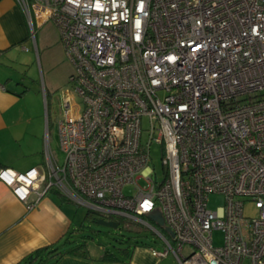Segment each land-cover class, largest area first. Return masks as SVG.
<instances>
[{"label":"built area","instance_id":"obj_1","mask_svg":"<svg viewBox=\"0 0 264 264\" xmlns=\"http://www.w3.org/2000/svg\"><path fill=\"white\" fill-rule=\"evenodd\" d=\"M16 1L30 22L56 25L73 71L58 123L64 161L46 143L43 167H0L13 195L30 209L54 188L136 219L161 239L151 253L178 264H264V0ZM211 195L223 204L208 208Z\"/></svg>","mask_w":264,"mask_h":264},{"label":"crops","instance_id":"obj_2","mask_svg":"<svg viewBox=\"0 0 264 264\" xmlns=\"http://www.w3.org/2000/svg\"><path fill=\"white\" fill-rule=\"evenodd\" d=\"M31 20L16 0H0V167L20 172L43 167L45 144L50 147L40 104L42 99L45 103L49 93L47 86L55 83L44 82L40 95V79L33 78L32 73L37 74V66L40 74L43 62L51 69L54 63L63 65L66 59L59 39L45 31L48 21L40 25L32 14ZM52 58L55 60L51 62ZM71 69L68 64L66 76ZM49 193L29 209L0 181V264H34V260L27 259L30 253L55 247L70 232L71 209ZM162 246L141 243L133 246L129 254L116 253L109 259L103 252L91 253L87 248L82 255L65 253L53 264H178L172 255L159 258L151 253V248L160 250ZM40 257L45 258L46 253Z\"/></svg>","mask_w":264,"mask_h":264},{"label":"rangeland","instance_id":"obj_3","mask_svg":"<svg viewBox=\"0 0 264 264\" xmlns=\"http://www.w3.org/2000/svg\"><path fill=\"white\" fill-rule=\"evenodd\" d=\"M45 25V31L50 33L48 35H50L51 38L52 36L57 37L61 43L59 30L56 25L52 21H48V23ZM53 59L55 60V58L50 59L51 62ZM68 64L71 65V70L73 71L72 63L66 56V59L63 63L64 66L61 64L56 65L54 63V66H52L51 69H47L45 62H43V65H40V74L37 66V74L32 73L34 76L33 78L36 80L40 79V95H43L42 86L44 85V82L52 80L53 83H55L52 84L53 87L47 86L49 93L46 95L45 103L42 99L40 110H43L42 112L45 113L46 134L48 136L50 148L52 149L57 161L60 164H62L64 161L65 153L60 147L58 123L62 118L63 111V105L61 102L62 92L70 87L68 81L69 74L67 76L65 74ZM31 66L32 63L30 61L28 67L31 68ZM35 82L37 83V81ZM29 83L33 84V82H30V80ZM42 150V146H40V161H43ZM150 150L152 157L151 164L154 165L157 177L159 180H161L163 177L162 146L156 141H153ZM123 192L127 194L133 193V185H126L123 188ZM49 194L60 200H57L58 202L71 209L73 220L70 232L66 235V237H64V239L55 245V248L57 247L59 250H63L84 241L91 253L104 252V250L107 249L114 252L118 247L132 249L134 245L141 243L153 245L155 247H160L162 245L161 239L158 237V235L153 232L151 228L136 219H124L115 216L114 221L117 222L116 227L103 226L91 220L90 217L87 216V205L82 204L61 192L58 194L51 190ZM223 201L224 199L221 195H211L208 202V208L215 209L217 206L222 205ZM244 214L249 217H254L257 214V210L252 202H247L245 204ZM106 217L108 218V216ZM161 230L165 233L163 229ZM66 240H70V242L66 243ZM213 240L215 245H220L223 241L222 231L215 230L213 232ZM184 251H188L187 246L184 247Z\"/></svg>","mask_w":264,"mask_h":264},{"label":"trees","instance_id":"obj_4","mask_svg":"<svg viewBox=\"0 0 264 264\" xmlns=\"http://www.w3.org/2000/svg\"><path fill=\"white\" fill-rule=\"evenodd\" d=\"M51 190H53L54 192H56V193L59 194V191L58 190H56L54 188H51L50 191ZM87 216L90 217V219L93 220V221H95V222L100 217H103L105 219H112V220L115 219V216H112V217L110 216V217L107 218L104 215L99 214V213H96V212H93L91 210H88L87 211ZM69 242H70V240H66V243H69ZM130 250L131 249H129V248L118 247L113 252V251H110V250L107 249V250H104L103 256L105 258H108L109 259L112 256H115L116 253L118 255H126V254H129L130 253ZM43 252L46 253V257L45 258L40 257L41 253H43ZM69 252H72V253H75V254H81V255L82 254H85L87 252V246H86L85 241L82 242V243L76 244L74 246H70L68 248H65L63 250H59L57 247L56 248L55 247H53V248L42 247V248L36 249L33 253H30L28 255L27 259L28 260H34L35 261L34 264H53L61 255L65 254V253H69Z\"/></svg>","mask_w":264,"mask_h":264},{"label":"water","instance_id":"obj_5","mask_svg":"<svg viewBox=\"0 0 264 264\" xmlns=\"http://www.w3.org/2000/svg\"><path fill=\"white\" fill-rule=\"evenodd\" d=\"M146 216L149 219L155 221L160 227H162L166 232H168V234L170 236H173V233L170 230V228L164 225V220H163V217H162V215H161V213H160L159 210H153V211L147 213ZM96 222L98 224H101L103 226H108V227H116L117 226L116 221H114V220H107V219H105L103 217L98 218L96 220Z\"/></svg>","mask_w":264,"mask_h":264}]
</instances>
